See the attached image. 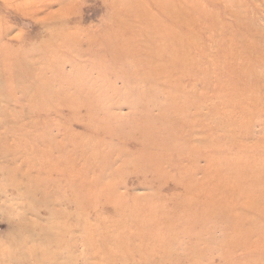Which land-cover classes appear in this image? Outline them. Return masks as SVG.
Wrapping results in <instances>:
<instances>
[{
	"label": "rangeland",
	"instance_id": "374dc122",
	"mask_svg": "<svg viewBox=\"0 0 264 264\" xmlns=\"http://www.w3.org/2000/svg\"><path fill=\"white\" fill-rule=\"evenodd\" d=\"M0 264H264V0H0Z\"/></svg>",
	"mask_w": 264,
	"mask_h": 264
}]
</instances>
